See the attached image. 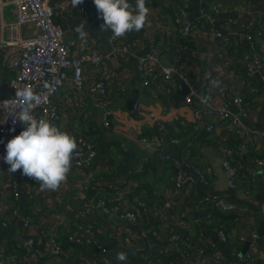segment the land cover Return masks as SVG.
I'll return each mask as SVG.
<instances>
[{
	"label": "crops",
	"instance_id": "1",
	"mask_svg": "<svg viewBox=\"0 0 264 264\" xmlns=\"http://www.w3.org/2000/svg\"><path fill=\"white\" fill-rule=\"evenodd\" d=\"M177 1L183 3L191 17L197 20L187 52L181 51L175 9ZM2 2L0 39H6L8 25L16 21V14L14 0ZM130 2L134 4L135 0ZM217 4V0H146L150 9L148 22L144 29L133 31L129 36L135 43L136 55L124 59L111 58L98 72L89 67L86 69L88 76L104 78L115 98L116 118L110 128L101 124L103 110L94 107L88 96L77 95L67 81L56 98L61 110L60 127L74 136L77 144L79 139L95 143L99 156L90 169L71 168L67 182L57 191H40L39 183L24 176L22 170L10 173V166L5 167L0 184L7 209L6 217H0V251L13 257L11 264H78L82 257L91 256L97 248L77 225L81 222L80 211L87 201L100 196L129 206L139 196L147 203V212L138 227L116 214H105L99 207H86L85 223L92 227L100 243L110 249V262L104 264H120L116 259L120 252L128 254L126 264H200V255L191 245L219 251L225 258L219 264H248L244 257L249 250L255 252V261L251 264H264V218L260 213L263 201L258 198L257 182L258 177L264 174V164L258 167L256 162L264 155V81L261 76L252 81L247 78L244 61L251 57L248 49L241 47L245 54L241 51L240 57L232 53L231 47L224 51L220 47V39L211 33L213 25L223 30L228 18L264 23V0H224L220 15L214 12ZM202 7L206 8L208 16L200 19ZM89 10L90 16L85 21L75 14H69V18L76 27L83 23L85 32H91L102 48L111 32L101 31L103 20L94 4L89 5ZM35 32L32 26H21L18 34L25 37ZM79 40L75 30L68 37L73 53L78 50ZM152 40L163 49L165 63H173L181 57L180 61L186 63L192 77V88L216 97L218 88L211 84L202 88L206 73L212 71L213 80L226 83L227 100L242 93L250 109L249 117L245 118L244 132L233 129L228 121L218 123L213 132H207L205 124L208 119L196 120L193 107L184 102L188 86L171 94L167 92L166 83L144 87L136 73L137 56ZM213 50L216 52L211 56ZM18 54L17 47L0 49L1 87H5L15 75L11 62ZM251 83L261 89L258 97L249 93ZM121 85H125L128 91L124 100L117 98ZM136 85L140 89L136 102L139 108L133 106L129 109L126 101ZM221 101L217 99V102ZM231 109L236 110L232 104ZM163 126L180 141L163 148L165 152H171L175 159L183 160L184 146L193 140L191 160L201 167L210 168L207 183L199 180L184 190L174 187L170 166L161 163L156 153L137 139L138 133L157 134ZM124 142L126 149L122 147ZM236 142L240 143L241 153L234 147ZM226 147L233 149L234 161L240 166L235 187L229 185V174L223 165V150ZM254 151L262 155L254 156ZM237 157L246 159L248 163L237 161ZM144 158L148 160L144 169L136 171L137 163ZM14 181L21 191L17 200L11 187ZM207 194L223 197L236 204L239 210L223 213L215 205L201 201ZM16 209L19 216L10 218ZM26 218L47 230L34 248L27 244L23 231V220ZM220 229L227 232V243L221 242ZM175 234L181 235L182 244L190 246L187 255H181L176 249L172 240ZM54 237L62 245L58 257L51 255ZM77 237L83 238L85 244L77 243ZM125 237H130L131 241L127 243ZM241 237H245V242L241 241ZM255 238L258 239L257 245L249 247L244 256H240L246 242Z\"/></svg>",
	"mask_w": 264,
	"mask_h": 264
},
{
	"label": "built area",
	"instance_id": "2",
	"mask_svg": "<svg viewBox=\"0 0 264 264\" xmlns=\"http://www.w3.org/2000/svg\"><path fill=\"white\" fill-rule=\"evenodd\" d=\"M217 1L218 4L214 12L216 15H220L223 13L224 0ZM91 4H94L93 0H83V3L74 8L71 5V0H14L16 21L8 25V37L0 39V49L5 47H17L19 49V54L11 62L15 75L7 81L5 87L0 86V183L3 171L7 166L4 162L6 145L24 130V125L16 117L20 111L19 107H14L12 104H9L8 107L3 105L5 100L19 103L15 98L16 89L30 86L34 92L41 94L42 102L35 108L33 115L38 119H47L61 128L59 123L61 110L59 105L56 104V98L61 94L69 80L77 95L80 97L88 96L93 101L94 107L103 110L102 126L106 128L112 126L116 118V111L113 107L115 98L112 96L109 84L104 78L88 76L86 69L89 67L98 72L105 62H108L111 58L124 59L135 56V43L129 37L130 33L121 38H115L110 33L105 43L107 51L102 52L100 42L94 38L91 32H86V38L79 40L78 50L73 53L68 37L75 30L76 25L70 20L69 14H75L85 21L90 16L89 5ZM2 5L3 2L0 0V7ZM175 9L176 20L179 24L178 34L180 39L185 42L181 44V51L187 52L190 50V41L197 20L191 17L183 3L177 1ZM199 14L200 19L208 16V12L204 7L200 9ZM223 25H225L223 30L215 25L211 29V33L222 42L220 45L222 50L226 51L233 46L248 49L251 57L244 61V72L250 81L257 76H261L264 81V23L260 20L253 21L251 19L242 21L235 17L226 19ZM21 26H32L36 29V32L31 36L21 37L18 34ZM148 46V53L137 56L136 65V73L141 78L144 87L166 83L168 84L167 92L171 94L183 90L184 86H188L189 91L184 102L193 107L196 120L208 119L205 124L207 132H213L216 125L222 121H228L233 129L244 132L246 126L242 118L249 117L250 109L242 93H237L227 100V85L223 81H221L216 97L202 93L192 88V77L186 68V63L180 61L181 57L173 63L167 64L163 61V49L160 46L153 40L150 41ZM215 52L216 50L211 51L210 55L213 56ZM219 68L221 69V66ZM213 79V72L208 71L202 88H208ZM248 91L254 97L261 94V89L252 83L248 86ZM127 94L126 86L121 85L117 92V98L124 100ZM202 97L207 99L202 100ZM217 99L223 101L217 102ZM231 104L236 110L231 109ZM134 108L138 109L139 104L135 103ZM137 139L153 150L161 163L170 166L174 175V187L184 190L199 180L207 183V172L210 168L201 167L191 160L194 148L193 140L186 142L184 158L181 161L175 159L171 152L163 150L169 145L180 143L179 139L171 135L165 126L161 128L159 133L153 135L140 132ZM122 147L126 149L127 144L122 143ZM223 151V165L229 174V185L235 187L239 178L240 166L234 161L231 148L226 147ZM98 156L99 150L95 143L79 139L78 154L72 160V168L90 169L97 162ZM147 161L144 158L138 162L135 168L136 171H142ZM256 162L258 167L264 164V155L259 157ZM11 187L17 200L21 195L19 186L14 181ZM201 201L215 205L223 213L239 210L236 204L230 203L218 195H203ZM87 206L99 207L107 215L116 214L131 225L138 227L143 220V215L147 212V203L139 196L134 198L131 206L122 201L111 202L100 196L96 199H89L85 207L81 209V222L77 227L91 239L97 250L93 251L91 256L82 257L78 264L109 263L110 249L100 243L92 227L85 223ZM6 209L7 206L2 200L0 184V217L5 215ZM260 213L264 218V201L261 203ZM13 216H19L18 209L13 210L9 217L12 218ZM23 231L27 244L33 248L47 232L43 225L35 223L29 218L23 220ZM218 234L222 243L229 241L228 234L224 229H220ZM75 240L79 244H85L81 237H77ZM172 240L179 253L183 256L187 255L190 246L182 244L183 238L181 235H173ZM245 240V237H241L242 242H245ZM257 240H251L250 249L257 245ZM125 241L129 243L131 238L125 237ZM191 247L200 255V264H219L225 260L224 256L217 250L212 251L202 245H191ZM61 251L62 245L54 237V249L51 255L58 257ZM254 253V250H249L245 255L244 259L248 264L254 263ZM12 258L6 255L5 251H0V264H11ZM226 264L236 263L227 262Z\"/></svg>",
	"mask_w": 264,
	"mask_h": 264
},
{
	"label": "clouds",
	"instance_id": "3",
	"mask_svg": "<svg viewBox=\"0 0 264 264\" xmlns=\"http://www.w3.org/2000/svg\"><path fill=\"white\" fill-rule=\"evenodd\" d=\"M97 12L103 20L101 31H110L115 38L124 37L133 31L145 28L150 9L146 0H93ZM83 0H71L77 8ZM80 39L87 33L84 24L75 29ZM212 87L219 88L221 81H211ZM16 104L5 100L4 107L12 104L19 107L16 117L24 125V130L6 145L4 162L9 165V172L22 170V174L39 183L40 191H57L67 182L72 168V160L78 154V144L74 136L62 130L44 118H36L33 112L42 102L41 94L34 92L30 86L16 89ZM206 100V97H202ZM128 254L118 253L116 259L126 264Z\"/></svg>",
	"mask_w": 264,
	"mask_h": 264
},
{
	"label": "water",
	"instance_id": "4",
	"mask_svg": "<svg viewBox=\"0 0 264 264\" xmlns=\"http://www.w3.org/2000/svg\"><path fill=\"white\" fill-rule=\"evenodd\" d=\"M101 51L102 52H106L107 51V45L106 44H103V47L101 48ZM149 51V47H145V49H143L139 56H143L145 55L146 53H148ZM139 97H140V89H139V85H136L133 89V91L131 92V95L128 97L127 101H126V104H127V107L129 109H132L133 106L135 105V103L139 100ZM243 122H246L245 121V118H242ZM258 190H259V194H258V198L261 200V201H264V183H263V175H260L258 177ZM251 245V241H247L244 248L242 249V252L240 253V256H244V254L248 251L249 247Z\"/></svg>",
	"mask_w": 264,
	"mask_h": 264
},
{
	"label": "trees",
	"instance_id": "5",
	"mask_svg": "<svg viewBox=\"0 0 264 264\" xmlns=\"http://www.w3.org/2000/svg\"><path fill=\"white\" fill-rule=\"evenodd\" d=\"M180 42H181V44L182 43H185L183 40H181L180 39ZM232 48V53H234V54H236L238 57H240V54H241V51H243V49H241V47L239 46V48L238 47H236V46H233V47H231ZM235 49H238V50H240L239 52H235L234 50ZM244 52V51H243ZM244 54H245V52H244ZM241 70H242V67H241ZM240 143H235V145H234V147H235V149H236V151L238 152V153H241V147H240V145H239ZM234 149V150H235ZM233 150V149H232ZM126 152V151H125ZM233 153H234V151H233ZM244 155V154H243ZM255 155H258V156H261L262 154L261 153H257L256 151H254V156ZM244 158H245V156H244ZM236 160V159H235ZM237 161H239V162H243L244 164H247L248 162H247V160L246 159H239L238 157H237Z\"/></svg>",
	"mask_w": 264,
	"mask_h": 264
},
{
	"label": "rangeland",
	"instance_id": "6",
	"mask_svg": "<svg viewBox=\"0 0 264 264\" xmlns=\"http://www.w3.org/2000/svg\"><path fill=\"white\" fill-rule=\"evenodd\" d=\"M1 179H2V177H1Z\"/></svg>",
	"mask_w": 264,
	"mask_h": 264
}]
</instances>
